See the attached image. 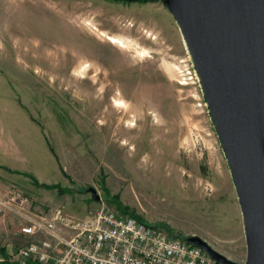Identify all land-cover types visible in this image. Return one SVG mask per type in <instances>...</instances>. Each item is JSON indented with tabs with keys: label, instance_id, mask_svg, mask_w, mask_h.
Here are the masks:
<instances>
[{
	"label": "rangeland",
	"instance_id": "374dc122",
	"mask_svg": "<svg viewBox=\"0 0 264 264\" xmlns=\"http://www.w3.org/2000/svg\"><path fill=\"white\" fill-rule=\"evenodd\" d=\"M14 188L33 212L73 221L101 204L116 210L117 197L144 223L245 259L229 167L161 0H0V197ZM19 231L16 215L0 213V259L50 239Z\"/></svg>",
	"mask_w": 264,
	"mask_h": 264
},
{
	"label": "water",
	"instance_id": "95a60500",
	"mask_svg": "<svg viewBox=\"0 0 264 264\" xmlns=\"http://www.w3.org/2000/svg\"><path fill=\"white\" fill-rule=\"evenodd\" d=\"M161 3L178 25L229 167L245 259L235 262L197 235L185 240L217 264H264V0ZM87 191L100 199L93 187Z\"/></svg>",
	"mask_w": 264,
	"mask_h": 264
},
{
	"label": "built area",
	"instance_id": "2783aa9c",
	"mask_svg": "<svg viewBox=\"0 0 264 264\" xmlns=\"http://www.w3.org/2000/svg\"><path fill=\"white\" fill-rule=\"evenodd\" d=\"M0 197V213L19 218L20 233H46L28 241L0 262L16 264H217L202 248L162 228L101 204L93 215L73 221L61 209L32 211V199L14 188Z\"/></svg>",
	"mask_w": 264,
	"mask_h": 264
},
{
	"label": "trees",
	"instance_id": "16d2710c",
	"mask_svg": "<svg viewBox=\"0 0 264 264\" xmlns=\"http://www.w3.org/2000/svg\"><path fill=\"white\" fill-rule=\"evenodd\" d=\"M109 1L121 2V3H125V4H131V3H138V2L139 3H143V2H146L148 0H109ZM26 175L28 177H30V179L32 180L33 184H35L37 186H41V187H44V188H47V189H56L59 194L73 193V190L74 189L62 187L61 185H59L57 183L56 184L39 183L38 180L33 175H31L29 173H26ZM77 191H80V190H77ZM105 192H107V191H105ZM113 204L115 206V209L118 210V211H116V210L115 211L118 212L119 214L130 215V216L135 217L138 220H140V218L137 215H135L134 213H132V212L129 211V208H127L125 206H122L117 201V197H114L113 198ZM140 221H142V220H140ZM170 234H172V233H170ZM172 235H175V234H172ZM176 236H179L181 238H185L183 235H180V234H178ZM1 253H2L3 256H5V254L2 251H1ZM0 264H16V263H9L8 261L5 260L3 262H0ZM31 264H35V263H31Z\"/></svg>",
	"mask_w": 264,
	"mask_h": 264
},
{
	"label": "bare ground",
	"instance_id": "6f19581e",
	"mask_svg": "<svg viewBox=\"0 0 264 264\" xmlns=\"http://www.w3.org/2000/svg\"><path fill=\"white\" fill-rule=\"evenodd\" d=\"M106 38H107L110 42L117 43V44L121 45L120 42H118V40L115 39L114 37L106 36Z\"/></svg>",
	"mask_w": 264,
	"mask_h": 264
}]
</instances>
